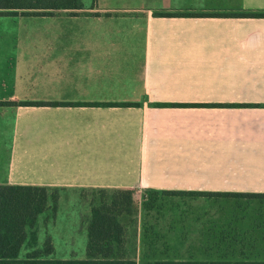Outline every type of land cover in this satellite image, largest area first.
<instances>
[{"label": "crops", "instance_id": "obj_1", "mask_svg": "<svg viewBox=\"0 0 264 264\" xmlns=\"http://www.w3.org/2000/svg\"><path fill=\"white\" fill-rule=\"evenodd\" d=\"M80 2L0 16V185L134 190L136 264H214L215 205L264 199L216 195L264 194V17L158 14H264V0ZM78 234L49 233L54 253L84 256Z\"/></svg>", "mask_w": 264, "mask_h": 264}, {"label": "trees", "instance_id": "obj_2", "mask_svg": "<svg viewBox=\"0 0 264 264\" xmlns=\"http://www.w3.org/2000/svg\"><path fill=\"white\" fill-rule=\"evenodd\" d=\"M80 0H0V16L18 11L80 9ZM24 15V14H22ZM160 16L264 17L263 13L169 14ZM13 102L0 103L9 105ZM21 105H63L61 103L21 102ZM114 105V104H103ZM192 107L194 104H174ZM197 106V105H195ZM239 106H246L240 104ZM59 188L36 185H0V264H136L131 232V254L126 249L128 225L123 215H132L134 190L87 189L89 214L84 219L86 248L83 258L57 257L49 235L43 230L54 225L58 210ZM227 197H257L264 194L216 193ZM133 222L131 223V227ZM132 229V228H131ZM48 233V232H47Z\"/></svg>", "mask_w": 264, "mask_h": 264}, {"label": "rangeland", "instance_id": "obj_3", "mask_svg": "<svg viewBox=\"0 0 264 264\" xmlns=\"http://www.w3.org/2000/svg\"><path fill=\"white\" fill-rule=\"evenodd\" d=\"M47 13L48 11H39ZM35 13V11H18L17 14ZM58 210L54 225L43 230L41 236L44 237V231L47 236L53 235L56 238L57 245H61L64 238L78 243L79 230L88 212V201L90 197L82 190H57ZM186 195V196H185ZM178 196L174 206L182 209L185 227L191 226V218L195 206L188 194ZM260 201L242 200L229 201L231 203L219 202L215 205V240L210 238V249L214 241L215 262L214 264H264V199ZM200 202V201H198ZM235 202V203H233ZM248 202V205H245ZM250 202V203H249ZM260 203V204H259ZM132 215H123L125 224L134 222L136 209L132 207ZM207 209V207H205ZM178 210V213H179ZM247 220L251 223H244ZM188 230V229H185ZM48 232V233H47ZM203 239L193 238L185 239V243L193 245V250L199 248V253L191 256L192 260L204 258L203 248H205ZM60 242V243H59ZM199 247H195V246ZM62 250V249H58ZM78 250V249H76ZM57 257L68 258L69 255L61 253ZM73 257L83 258L81 255L72 254ZM211 257V256H210ZM190 258V259H191ZM190 263V262H189ZM211 264V262H210Z\"/></svg>", "mask_w": 264, "mask_h": 264}]
</instances>
